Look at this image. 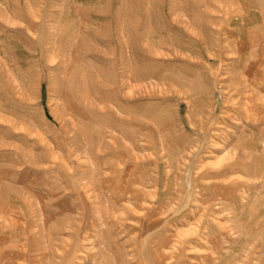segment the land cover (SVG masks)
I'll return each instance as SVG.
<instances>
[{"label": "rangeland", "instance_id": "obj_1", "mask_svg": "<svg viewBox=\"0 0 264 264\" xmlns=\"http://www.w3.org/2000/svg\"><path fill=\"white\" fill-rule=\"evenodd\" d=\"M248 62L264 0H0V264H264Z\"/></svg>", "mask_w": 264, "mask_h": 264}, {"label": "bare ground", "instance_id": "obj_2", "mask_svg": "<svg viewBox=\"0 0 264 264\" xmlns=\"http://www.w3.org/2000/svg\"><path fill=\"white\" fill-rule=\"evenodd\" d=\"M238 20V19H237ZM235 21V19H234ZM206 49V48H205ZM263 58V57H262ZM240 61V60H239ZM263 63V62H262ZM261 65L258 66V64L254 63V62H248L247 64H245L243 66V69H242V73H244V75L250 77L251 79H247V86L246 88L248 89L247 91H249L251 93V96L250 98H252L256 92H258L257 94H263L264 95V83L261 82V81H258V76H259V67ZM260 79V77H259ZM264 81V80H263ZM243 84V83H242ZM248 93V92H247ZM242 102V101H241ZM240 102V103H241ZM252 102V101H251ZM250 104V103H249ZM248 104V105H249ZM246 105V103H245ZM252 106L250 107L251 110H243L244 111V114L246 115V118L247 119H250L248 123L251 124V125H254V126H257L258 124H262L264 122V99H261L258 100V103L256 104H251ZM238 107V106H236ZM245 107V106H244ZM233 108V107H232ZM239 108V107H238ZM241 109H243L241 107ZM240 109V110H241ZM248 109V107H247ZM239 111V110H237ZM236 113V112H235ZM242 113V112H241ZM249 113H251L249 115ZM228 118V117H227ZM230 118V117H229ZM233 119V118H232ZM243 127V126H242ZM258 127V126H257ZM259 132V131H258ZM257 133H255L256 135ZM250 135H251V131H250ZM248 139V140H247ZM247 139H243L244 142H245V145L242 141V144L248 149V150H251V151H255L256 152V144H255V140L250 137V138H247ZM226 141V139H224ZM258 139H256L257 141ZM239 143V142H238ZM242 145V146H243ZM236 146V145H235ZM250 153V152H249ZM240 155V154H239ZM243 156V155H242ZM263 164V163H262ZM261 164V165H262ZM260 163H257L256 165V168L257 169H260L261 167ZM235 168V167H234ZM262 170V169H261ZM255 171V170H254ZM263 171V170H262ZM261 172V171H260ZM224 173V171L221 172V174ZM226 173V172H225Z\"/></svg>", "mask_w": 264, "mask_h": 264}]
</instances>
